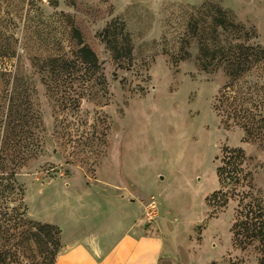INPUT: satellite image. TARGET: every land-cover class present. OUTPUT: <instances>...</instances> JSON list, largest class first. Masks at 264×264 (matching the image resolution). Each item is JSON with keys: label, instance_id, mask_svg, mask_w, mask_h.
I'll list each match as a JSON object with an SVG mask.
<instances>
[{"label": "rangeland", "instance_id": "1", "mask_svg": "<svg viewBox=\"0 0 264 264\" xmlns=\"http://www.w3.org/2000/svg\"><path fill=\"white\" fill-rule=\"evenodd\" d=\"M27 9L8 88L18 113L0 124L4 264H58L77 241L102 257L125 235L162 242L153 264H260L259 244L238 246L233 225L248 208L264 213V0ZM217 10L236 27H216ZM106 28L118 44L126 37L128 59H112ZM73 29L97 70L77 57ZM204 48L223 56L206 70ZM20 215L60 231L54 258Z\"/></svg>", "mask_w": 264, "mask_h": 264}, {"label": "trees", "instance_id": "2", "mask_svg": "<svg viewBox=\"0 0 264 264\" xmlns=\"http://www.w3.org/2000/svg\"><path fill=\"white\" fill-rule=\"evenodd\" d=\"M30 3L31 0H0V80L3 87L1 94L5 98V102L3 104L0 103V116L4 118L3 121L2 119L0 120V124L6 127L12 126L18 113L17 98H14L13 94L8 92L12 70L19 58L18 39L15 37V31L18 29V22L22 18L27 19V7ZM213 23L222 30L231 31L236 27L220 10H217ZM72 37L80 45L77 50V57L80 62L97 70L99 68L98 59L93 51L82 45L80 33L73 29ZM101 37L113 60L120 61L130 57L131 49L126 37H123L122 43L118 44L113 35H110L109 28L103 31ZM221 52L220 48L211 50L204 48L201 56L209 62L202 63V69L206 70L212 61L221 60L223 58ZM242 58L247 61L248 55L244 54ZM224 61H228V58ZM223 173V169L219 168L218 174L220 178L223 177ZM19 217V221H23L33 228V230L28 232L27 238L32 239L33 243L40 247L46 256L54 258L59 248L58 236L60 231L53 225L24 220L21 215ZM240 217L241 220L233 225L236 244L245 247L257 242L262 252L260 264H264V213L260 209L248 208L240 213ZM4 262L5 256L0 252V264H4Z\"/></svg>", "mask_w": 264, "mask_h": 264}, {"label": "crops", "instance_id": "3", "mask_svg": "<svg viewBox=\"0 0 264 264\" xmlns=\"http://www.w3.org/2000/svg\"><path fill=\"white\" fill-rule=\"evenodd\" d=\"M162 249V242L155 237L135 239L125 235L112 249L100 256V247L86 241H77L62 251L58 264H153Z\"/></svg>", "mask_w": 264, "mask_h": 264}]
</instances>
